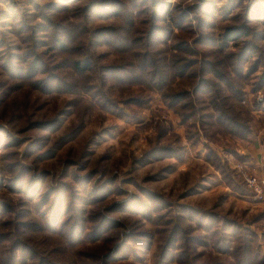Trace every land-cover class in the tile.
I'll list each match as a JSON object with an SVG mask.
<instances>
[{"label":"trees","instance_id":"obj_1","mask_svg":"<svg viewBox=\"0 0 264 264\" xmlns=\"http://www.w3.org/2000/svg\"><path fill=\"white\" fill-rule=\"evenodd\" d=\"M83 1L81 6L75 7L73 22L63 25L46 18L47 23L38 22L34 27L40 28L37 31L52 33L50 39L43 40L40 45L60 41L59 48L66 58L58 60L51 48L42 52L28 48L22 55L13 56L12 59L18 56L26 62L22 69L30 77L33 88L39 90L37 93H76L77 97L64 104L73 107L80 99L78 95L85 93L88 96L84 99H88L86 101H90L92 106L95 104L107 112L116 111L118 116L127 119L129 112L125 108L131 110L130 101L141 106L143 98L140 100L129 95L127 99H122L123 106L118 108L109 94L111 86L108 80L113 79V84L119 83L122 87H130L125 81H139L137 84L146 93L144 97L147 100L152 96L150 92H156L169 106H177L185 137L194 144L200 138L208 142L216 141L220 129L238 138L249 133L248 123L240 117L241 110L237 108L236 114L230 103L241 104L243 86L250 73L264 66V49L259 44L263 34L258 28L262 21L261 4L256 0L243 4V8L232 16L235 22L219 32L215 31L214 22L207 19L213 11L206 0L202 4L193 3L184 7L180 2L171 4L166 0ZM52 5L48 3L45 8ZM191 14H194L195 24H192ZM113 18L120 19L119 24H104V21L110 22ZM171 34L173 42L167 46ZM98 45L117 52L118 59L110 63L108 52L96 54ZM168 52L171 53L169 56ZM11 63V60L5 59L3 66L15 75L18 68ZM63 67L68 69L69 74L62 72ZM175 77L183 81L186 78L190 82V90H177L172 84ZM263 79L264 70L251 89L258 91ZM220 82L225 84L228 92L221 97L218 95L223 90L218 87ZM262 107L256 105V108ZM70 113V109L63 106L52 117L34 121L32 124L36 127L33 129L41 133L55 132ZM83 126L82 119L70 125L55 137L47 149L38 139L24 158L34 154L33 163L47 162L64 145L75 140ZM165 127L158 126L151 153L161 151V147L172 150L161 143L167 137ZM214 161L225 184L234 190L241 189L242 184L231 174L230 167L219 157H215ZM7 171L11 176L4 186L25 206L17 210L12 206L11 198L2 202L3 213H11L12 220L0 221V226L12 225L18 235H12L14 232L11 230L0 234V258L4 262L21 264L30 257L34 264H136L129 256L138 257L137 251L140 250L132 244H144L137 238L140 232H125V224H118L103 212H93L85 217L81 211L86 204L102 201L107 193L101 194L99 189L109 191L107 186L99 189L87 187L75 172L69 170V166L62 170L61 180L54 187L50 186L49 172L44 169L28 165L17 167L11 163ZM72 181L82 185L91 196L81 200L79 193H73ZM96 195L104 197L96 198ZM142 202L116 203L109 209L105 206L104 211L125 210L138 215L144 211V208L138 210ZM134 204L135 209H132ZM168 213L157 212L156 216L166 236L156 255L158 264H167L175 259L181 264H264L257 233L237 220L231 211L222 216L211 211L186 214V219L194 217L192 220L197 233L179 227L177 224H181L177 218L172 219ZM83 241L85 246L81 248L79 244Z\"/></svg>","mask_w":264,"mask_h":264},{"label":"rangeland","instance_id":"obj_2","mask_svg":"<svg viewBox=\"0 0 264 264\" xmlns=\"http://www.w3.org/2000/svg\"><path fill=\"white\" fill-rule=\"evenodd\" d=\"M166 1L171 4L180 2L184 7L193 3L202 4L205 0ZM206 1L210 2L208 5L213 11V15L208 16L207 19L214 22L216 32L226 25L233 24L235 21L232 16L248 2L247 0L242 1L243 3L239 0ZM83 2V0L74 3L70 0H0V221L12 220L11 213H3V200L7 201L11 198V204L17 210L25 206L23 201L19 203L17 197L4 186L11 176L7 171L11 163L17 167L28 165L30 168L44 169L49 172L48 182L52 187L59 184L62 170L69 166V170L75 172L87 187L109 188V191L105 188L99 189L101 194L107 193L102 201L86 204L81 209L85 217H89L93 212H103L118 224L121 222L125 224V232L130 234L133 231L140 232L137 233V238L143 240L144 244L142 246L132 244L131 246L140 250L137 251L138 257L129 256L136 264H158L156 255L166 236L161 230L162 226L158 225L156 216L157 212L166 211L172 219L177 218L181 224H177L179 227L184 230L189 228L193 233L198 232L192 220L194 217L186 219V214L194 215L197 211H211L222 216L231 211L237 220L257 233V242L264 257V186L259 197L246 182L247 176L264 180V79L258 91L251 89L252 84L264 70V66L250 73L248 81L243 86L241 104L230 103L233 104L235 112L237 108L241 110L240 117L249 125V133L239 138L228 135L224 129H220L218 139L214 142H208L203 138H200L196 144L188 141L185 137V128L180 123L179 113L176 111L177 106H169L156 92H150L152 96L147 100L144 97L146 93L137 84L139 81H125L130 87H122L119 83L113 84L115 82L113 79L108 80L111 86L109 94L116 101L118 108L123 106L122 99H127L129 95L140 100L143 98L144 102L142 101L141 106L130 101L131 110L125 108V111L129 112L127 119L118 116L116 111L107 112L95 104L92 106L90 101H86L88 99H84L88 96L85 93L78 95L80 99L76 106L64 105L67 100L74 99L76 93L62 91L37 93L39 90L33 88L30 77L22 69L26 62H22L18 56L12 58L15 54L22 55L28 48H34L38 52L51 48L58 60L66 58V54L59 48L60 41H49L47 45H40L43 40H49L52 33L37 31L40 28L34 27L38 22L47 23L46 18L63 25L66 22H73L75 7L81 6ZM48 3L57 7L52 5L50 8H45ZM190 18L192 24H195L194 14H191ZM110 20V22L104 21V24H119L120 21L117 18ZM261 20L258 28L263 36L259 44L264 49V17ZM172 42L171 34L166 45H171ZM96 48V54L108 52L110 63L119 57L117 52L105 45H98ZM173 51L175 52L174 49ZM170 54L168 52L167 56ZM5 59L11 60L14 68H18V72H14L15 75L3 66ZM61 70L69 74L68 69L63 67ZM96 81L99 84V80ZM172 84L177 90L183 88L190 90V82L186 78L183 81L180 77H175ZM218 87L223 88L218 93L220 97L228 94L223 82H220ZM259 104L263 105L260 109L256 108ZM63 106L70 109L71 113L65 117L55 132L34 131L33 128L36 127L32 124L34 121L52 117L56 110ZM80 119L84 122L83 128L75 140L64 145L55 157L47 162L35 163L31 161L34 154L24 158V154L31 152V147L38 142V139L47 149L55 137ZM159 124L166 126L165 135H167L161 143L173 151L161 147V151L156 150L151 153L154 150L158 126L159 128L162 126ZM257 136H260V147L257 144L254 147L252 144ZM215 157H219L230 167L231 174L242 184L241 189L234 190L225 184L214 165ZM35 173L37 174V171ZM72 182L73 193H79L81 200L91 196L83 190L82 185L76 181ZM95 197L102 198L104 195ZM139 200L140 203L143 201L138 209L141 211L144 208L141 214L136 215L125 210L106 211L111 207L110 205L128 201L136 203ZM105 206L110 207L104 211ZM132 209H135V204ZM124 217L126 223L123 221ZM6 230H11L14 232L12 235L18 236L12 225L4 227V224H1L0 234H5ZM79 246L81 248L85 246V241ZM20 263L34 264V261L27 257ZM0 264L9 263L0 258ZM11 264L14 262L11 261ZM167 264L181 263L175 259Z\"/></svg>","mask_w":264,"mask_h":264},{"label":"built area","instance_id":"obj_3","mask_svg":"<svg viewBox=\"0 0 264 264\" xmlns=\"http://www.w3.org/2000/svg\"><path fill=\"white\" fill-rule=\"evenodd\" d=\"M246 182L253 189V192L260 197L264 186V180H256L253 177L247 176Z\"/></svg>","mask_w":264,"mask_h":264},{"label":"crops","instance_id":"obj_4","mask_svg":"<svg viewBox=\"0 0 264 264\" xmlns=\"http://www.w3.org/2000/svg\"><path fill=\"white\" fill-rule=\"evenodd\" d=\"M239 1H241L242 2V0H239ZM245 0H243V2H244ZM248 2L250 1V0H247ZM219 2H222V1H219ZM242 2V3H243ZM247 2V3H248ZM256 2H258L259 3V5H260V7H261V19H262V17H264V0H256ZM259 139H260V136H257V137H255V139L253 140V146L255 145V144H257L258 146H259ZM255 147V146H254ZM260 147V146H259ZM257 150H258V148H256ZM259 151H260V148H259Z\"/></svg>","mask_w":264,"mask_h":264}]
</instances>
